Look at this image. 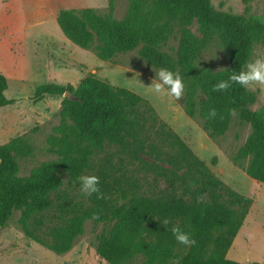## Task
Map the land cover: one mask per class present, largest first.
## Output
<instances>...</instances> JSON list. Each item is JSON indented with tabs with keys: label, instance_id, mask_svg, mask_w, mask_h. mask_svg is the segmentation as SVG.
<instances>
[{
	"label": "trees",
	"instance_id": "16d2710c",
	"mask_svg": "<svg viewBox=\"0 0 264 264\" xmlns=\"http://www.w3.org/2000/svg\"><path fill=\"white\" fill-rule=\"evenodd\" d=\"M128 10L122 20L109 12L94 9H61L56 23L73 45L91 50L100 61L134 51L151 67H166L178 72L185 84L183 107L189 118L199 117L210 138L223 136L228 130L232 112L249 124L251 131L233 158L234 164L246 161L247 177L264 183V106L249 109L255 95L238 84L226 92H214L213 86L226 80L232 72L246 70L252 48L264 44V23L216 11L210 0H127ZM197 24L201 38L190 28ZM174 33L178 35L175 57L161 50ZM216 39L227 57L223 71L213 72L197 64L198 55ZM6 78L0 74V107L6 99ZM68 91L75 100L63 97L60 102L61 123L48 139L49 151L56 161L42 163L28 176L18 175L12 155L14 140L0 145V230L20 211L18 223L24 235L56 255L71 250L75 239L91 220L109 224L97 237L96 254L107 264H242L226 258L238 231L249 212L252 199L226 186L189 149L185 142L165 124L159 122L157 135L165 140L173 154L165 162L171 166L162 174L171 191L160 197L138 196L118 187L106 172L96 174L104 199L93 194L87 204L65 202L59 193L61 168L74 184L89 168L94 149L105 143L128 144L137 149L154 115L148 102L136 93L112 86L93 76L83 78L74 88L51 83L36 87L33 100L45 96H63ZM144 108L145 111L141 110ZM217 117L208 118L210 109ZM148 111V116L146 115ZM152 115V116H151ZM223 117V119H221ZM153 122L157 120L153 118ZM185 168V172L177 171ZM57 195V207L63 219L48 232L49 241L40 239L29 228L37 213L48 210ZM98 214L97 218H93ZM167 220L168 224L162 221ZM36 226L41 219L33 221ZM179 226L190 233L196 243L179 244L171 232ZM182 252L181 257L179 253Z\"/></svg>",
	"mask_w": 264,
	"mask_h": 264
},
{
	"label": "rangeland",
	"instance_id": "374dc122",
	"mask_svg": "<svg viewBox=\"0 0 264 264\" xmlns=\"http://www.w3.org/2000/svg\"><path fill=\"white\" fill-rule=\"evenodd\" d=\"M112 15L122 20L128 10L127 0H112ZM216 11L255 19L264 23V0H210ZM91 8L99 14L109 12V0H0V74L7 81L4 96L12 100L0 107V145L14 140L12 155L18 165V175L26 177L42 163L56 161L49 151L48 139L61 123L60 102L63 96H45L33 100L36 87L47 84L71 85L93 76L112 86L128 89L148 102L154 115L146 124L145 135L135 144L105 143L94 149L89 168L83 175L106 172L118 182L125 192L138 196L160 197L171 191L162 174L171 166L165 162L173 154L167 142L156 133L162 122L176 133L189 149L220 179L237 193L252 199L249 212L238 231L226 258L242 264H264V183L246 176V161L234 164L233 158L250 134L249 124L242 122L237 113L223 136L210 138L203 130L199 117L189 118L183 107V97L156 94L150 90L157 70L138 56V48L115 56L110 61H100L91 50L73 45L61 33L56 16L61 9ZM197 38L201 32L197 24L190 28ZM178 46L174 33L161 50L172 58ZM264 58V44H254L248 63ZM227 57L212 40L198 55L197 64L218 72L227 66ZM247 63V64H248ZM255 95L249 109L256 111L264 106V86L246 87ZM141 110L145 111L144 108ZM146 115L149 113L146 111ZM153 118L157 120L153 122ZM185 168L177 171L185 172ZM62 184L58 195L64 201L86 205L87 197L69 180L67 174L57 169ZM52 206L34 215L29 228L40 239L49 241L48 232L62 223L57 207V195L52 194ZM20 211H15L6 226L0 230V264H107L96 254L97 237L110 227L106 223L88 220L83 233L78 236L70 251L56 255L27 238L19 223ZM41 219L36 226L34 220ZM182 252L179 253L181 257ZM136 259L130 264H140Z\"/></svg>",
	"mask_w": 264,
	"mask_h": 264
},
{
	"label": "clouds",
	"instance_id": "9594fccd",
	"mask_svg": "<svg viewBox=\"0 0 264 264\" xmlns=\"http://www.w3.org/2000/svg\"><path fill=\"white\" fill-rule=\"evenodd\" d=\"M233 84L242 87H250L252 85L264 86V58L258 57L253 62L246 65V70L240 72H232L226 80L218 81L212 88L214 92H226ZM150 90L156 94L172 97L175 101H179L185 90L183 78L178 72H173L166 67H161L156 72L155 79L152 80ZM234 114V110H231ZM217 117L216 109H210L208 112L209 119ZM223 119V117H221ZM79 191L85 197L93 194L97 199H104V195L100 189V178L95 175H82L79 177ZM98 214H94L93 218H97ZM168 224L167 220L162 221ZM171 232L179 244L190 247L196 243L190 233L183 231L179 226H173Z\"/></svg>",
	"mask_w": 264,
	"mask_h": 264
},
{
	"label": "water",
	"instance_id": "95a60500",
	"mask_svg": "<svg viewBox=\"0 0 264 264\" xmlns=\"http://www.w3.org/2000/svg\"><path fill=\"white\" fill-rule=\"evenodd\" d=\"M63 97L67 98L68 100H75V97L68 91H66L64 94H63Z\"/></svg>",
	"mask_w": 264,
	"mask_h": 264
},
{
	"label": "crops",
	"instance_id": "0c3cea01",
	"mask_svg": "<svg viewBox=\"0 0 264 264\" xmlns=\"http://www.w3.org/2000/svg\"><path fill=\"white\" fill-rule=\"evenodd\" d=\"M12 103H13V101H12ZM10 105V104H9Z\"/></svg>",
	"mask_w": 264,
	"mask_h": 264
}]
</instances>
